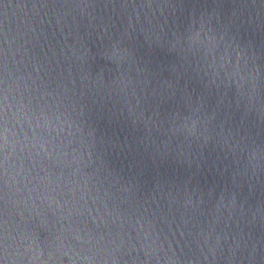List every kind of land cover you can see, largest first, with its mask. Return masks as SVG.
Returning a JSON list of instances; mask_svg holds the SVG:
<instances>
[{"label":"water","instance_id":"1","mask_svg":"<svg viewBox=\"0 0 264 264\" xmlns=\"http://www.w3.org/2000/svg\"><path fill=\"white\" fill-rule=\"evenodd\" d=\"M0 264H264V0H0Z\"/></svg>","mask_w":264,"mask_h":264}]
</instances>
